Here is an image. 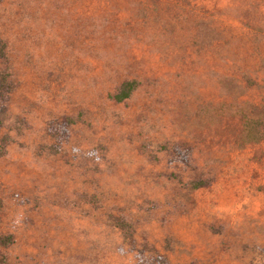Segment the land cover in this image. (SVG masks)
Instances as JSON below:
<instances>
[{"label":"rangeland","instance_id":"374dc122","mask_svg":"<svg viewBox=\"0 0 264 264\" xmlns=\"http://www.w3.org/2000/svg\"><path fill=\"white\" fill-rule=\"evenodd\" d=\"M0 37V264H264V0H0Z\"/></svg>","mask_w":264,"mask_h":264},{"label":"trees","instance_id":"16d2710c","mask_svg":"<svg viewBox=\"0 0 264 264\" xmlns=\"http://www.w3.org/2000/svg\"><path fill=\"white\" fill-rule=\"evenodd\" d=\"M7 45L4 40L0 37V155L6 153L7 145L11 141L10 135L3 133L2 129L9 117V101L10 96L15 89L16 82L14 79V74L10 69L7 62ZM138 82L134 79L124 81L118 92L114 95L118 101L125 100L130 97L133 91L137 88ZM206 180L197 179L191 181L192 188H200L206 185ZM0 201V208H1ZM118 226L126 232V236H132L131 232H127L128 229L132 228V225L124 219L122 216H117ZM15 238L11 233L0 232V249L8 248L14 244ZM2 258V256H0ZM2 264V263H1Z\"/></svg>","mask_w":264,"mask_h":264}]
</instances>
